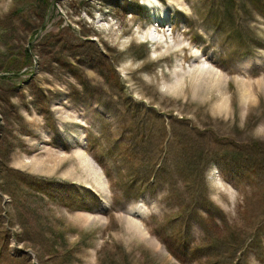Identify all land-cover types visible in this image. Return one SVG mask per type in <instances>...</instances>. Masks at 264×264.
Returning a JSON list of instances; mask_svg holds the SVG:
<instances>
[{"label":"rangeland","instance_id":"rangeland-1","mask_svg":"<svg viewBox=\"0 0 264 264\" xmlns=\"http://www.w3.org/2000/svg\"><path fill=\"white\" fill-rule=\"evenodd\" d=\"M48 3L0 0V264H264V0Z\"/></svg>","mask_w":264,"mask_h":264},{"label":"bare ground","instance_id":"bare-ground-1","mask_svg":"<svg viewBox=\"0 0 264 264\" xmlns=\"http://www.w3.org/2000/svg\"><path fill=\"white\" fill-rule=\"evenodd\" d=\"M158 27H160V26H158ZM75 156L79 159V161L81 162V164H82V166L84 167V169L85 170H89V171H91L92 169H93V174H95V169H94V167L92 166L94 163L92 162V160L88 157V156H86L85 155V152H84V150L83 149H79V150H77L76 151V153H75ZM91 163H92V165H91ZM91 173V172H90ZM92 174V173H91ZM96 179H99V178H97L96 177ZM97 185V184H96ZM98 186H100V185H98ZM101 187V186H100ZM101 189H102V187H101ZM86 217H88V218H94V217H92V216H89V215H87ZM127 223L129 224V229H131L132 231H134L135 233H137V234H139V235H141V237H143L144 238V236L147 238V234L145 233V231L143 230V229H141L140 227H139V225H138V223L137 222H135V221H133V220H127ZM140 223V222H139ZM141 224V223H140ZM142 226V225H141ZM143 227V226H142Z\"/></svg>","mask_w":264,"mask_h":264},{"label":"trees","instance_id":"trees-1","mask_svg":"<svg viewBox=\"0 0 264 264\" xmlns=\"http://www.w3.org/2000/svg\"><path fill=\"white\" fill-rule=\"evenodd\" d=\"M43 3H45L46 5H47V7L46 6H43ZM39 5H40V7H39V9L41 10L40 12H42V11H45L48 7H49V3H48V0H39ZM27 56L29 57L30 56V53H29V51H27ZM62 57H60V59H61ZM59 59V58H58ZM67 60V59H66ZM27 62V59L25 60V61H22L20 64H19V68L21 69V68H23L24 67V64ZM63 63H65V64H68L69 62H67V61H63ZM5 71H10L9 69L8 70H5ZM8 74H5L3 77L4 78H7L8 76H7ZM18 75L15 73V74H13V76L12 77H17ZM3 255V251H0V258H1V256Z\"/></svg>","mask_w":264,"mask_h":264},{"label":"water","instance_id":"water-1","mask_svg":"<svg viewBox=\"0 0 264 264\" xmlns=\"http://www.w3.org/2000/svg\"><path fill=\"white\" fill-rule=\"evenodd\" d=\"M41 33V30L38 32V35Z\"/></svg>","mask_w":264,"mask_h":264},{"label":"crops","instance_id":"crops-1","mask_svg":"<svg viewBox=\"0 0 264 264\" xmlns=\"http://www.w3.org/2000/svg\"><path fill=\"white\" fill-rule=\"evenodd\" d=\"M143 224V223H142ZM144 225V224H143ZM145 227V226H144ZM146 228V227H145Z\"/></svg>","mask_w":264,"mask_h":264}]
</instances>
